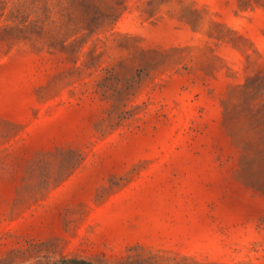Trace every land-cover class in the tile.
Listing matches in <instances>:
<instances>
[{"label": "rangeland", "instance_id": "obj_1", "mask_svg": "<svg viewBox=\"0 0 264 264\" xmlns=\"http://www.w3.org/2000/svg\"><path fill=\"white\" fill-rule=\"evenodd\" d=\"M264 264V0H0V264Z\"/></svg>", "mask_w": 264, "mask_h": 264}, {"label": "trees", "instance_id": "obj_2", "mask_svg": "<svg viewBox=\"0 0 264 264\" xmlns=\"http://www.w3.org/2000/svg\"><path fill=\"white\" fill-rule=\"evenodd\" d=\"M42 264H102V263L83 257L62 256L54 261L42 263Z\"/></svg>", "mask_w": 264, "mask_h": 264}]
</instances>
